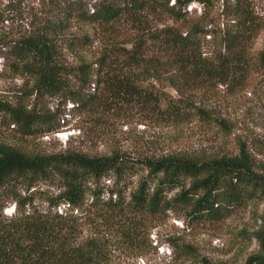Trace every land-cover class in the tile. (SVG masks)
<instances>
[{
	"label": "trees",
	"instance_id": "16d2710c",
	"mask_svg": "<svg viewBox=\"0 0 264 264\" xmlns=\"http://www.w3.org/2000/svg\"><path fill=\"white\" fill-rule=\"evenodd\" d=\"M214 1L98 0L88 8L79 0H42L46 16L35 23L30 35L10 45L9 54L32 78L37 96L58 98L81 113L130 104L145 106L165 120L208 119L186 94L224 83L251 66L247 51L257 28L249 2L224 4L228 24L221 32L219 52L211 58L203 56L201 37L206 32L200 24L182 31L165 26L160 15L178 23L191 3L209 8ZM75 25L99 30L104 48L92 64L80 62L69 68L61 62L60 47L74 53L90 47L93 40L86 34L66 36ZM129 26L132 36L122 30ZM149 48L155 50L154 56L148 57ZM256 62L258 70L264 67V51ZM130 70L138 74H124ZM71 78L77 87L70 85ZM149 81L169 87L177 99L157 92L152 84L147 86ZM91 86L95 93L85 94ZM0 114L7 127L24 136L33 135L40 126L48 128L44 133L55 130L47 115L20 105L0 102ZM137 175H141L137 188L124 198L118 183ZM107 178L114 180L110 188L100 185ZM39 182L56 185L58 193L29 192ZM19 185L25 189L23 196L17 193ZM105 191L109 198L104 201ZM37 194L47 204L46 210L34 205ZM263 198L264 172L254 167L244 149L234 157L171 155L134 160L118 153L27 156L0 144V204L9 199L15 207L12 219L0 215V264H109L104 235L81 239L83 219L91 217L110 230L112 221H127L130 229L125 237L134 241L140 219L185 213L197 222H220ZM60 205H68L66 212L57 211ZM255 237L259 251L245 264H264V225Z\"/></svg>",
	"mask_w": 264,
	"mask_h": 264
},
{
	"label": "rangeland",
	"instance_id": "374dc122",
	"mask_svg": "<svg viewBox=\"0 0 264 264\" xmlns=\"http://www.w3.org/2000/svg\"><path fill=\"white\" fill-rule=\"evenodd\" d=\"M79 1L88 8L98 2ZM233 1L215 0L209 8L191 3L185 9L187 16L183 21L173 23L166 15H160V20L165 26L182 31L200 24L206 32L201 37L203 56L211 58L219 52L221 32L228 24L224 4L231 5ZM248 2L257 28L247 51L252 58L251 66L224 83L207 84L186 94L195 107L207 113L208 119L187 116L181 120H165L140 105L112 104L109 110L81 113L58 98L37 96L32 78L13 61L9 47L30 35L35 23L46 16L47 8L42 0H0V102L45 114L55 129L44 133L48 128L40 126L33 135L24 136L17 129L7 127L0 114V144L27 156L74 153L109 157L118 153L134 160L171 155L198 159L234 157L244 149L254 167L264 172V67L258 70L256 66L258 55L264 51V0ZM124 29V35H133V27ZM83 34L93 39L92 45L74 53L60 47L63 65L75 68L80 62L92 64L102 53V37L92 26L75 25L66 36ZM155 54V50L149 48L148 57ZM124 74L136 75L138 71ZM69 81L71 86H78L73 78ZM150 84L157 92L162 90L177 99L169 87L162 88L150 81L147 86ZM84 91L85 94L95 93L92 86ZM140 178L141 175L128 176L118 183L124 198L135 191ZM113 183V178H107L102 179L100 185L110 188ZM16 190L21 196L25 193L23 186H17ZM33 191L49 195L58 193L56 185L43 182L35 184L29 192ZM38 194L34 205L46 210L47 204ZM173 194H169L168 199ZM108 198L109 193L105 191L101 199ZM0 205L2 218L9 220L15 216L11 200L5 199ZM59 210V213L66 212L61 206ZM140 220L136 223L134 241H131L125 237L130 229L127 221H112L110 230L87 217L81 223V239L104 235L109 244V264H245L259 251L255 235L264 225V198L248 203L220 222H197L185 213H167Z\"/></svg>",
	"mask_w": 264,
	"mask_h": 264
},
{
	"label": "built area",
	"instance_id": "2783aa9c",
	"mask_svg": "<svg viewBox=\"0 0 264 264\" xmlns=\"http://www.w3.org/2000/svg\"><path fill=\"white\" fill-rule=\"evenodd\" d=\"M63 209L67 210L68 209V205H60ZM59 206V207H60ZM59 207H57V209L59 210ZM60 211V210H59ZM61 213V212H60Z\"/></svg>",
	"mask_w": 264,
	"mask_h": 264
}]
</instances>
